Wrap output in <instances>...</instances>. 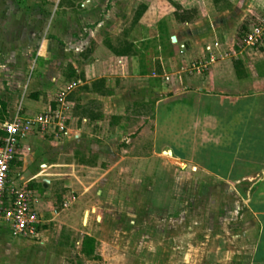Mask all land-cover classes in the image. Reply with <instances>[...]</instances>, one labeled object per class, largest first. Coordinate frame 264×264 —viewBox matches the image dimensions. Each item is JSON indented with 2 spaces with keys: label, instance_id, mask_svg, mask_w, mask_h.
<instances>
[{
  "label": "rangeland",
  "instance_id": "374dc122",
  "mask_svg": "<svg viewBox=\"0 0 264 264\" xmlns=\"http://www.w3.org/2000/svg\"><path fill=\"white\" fill-rule=\"evenodd\" d=\"M88 1L92 4H86ZM138 1L0 0V123L18 107V98L12 99L20 91L30 95V99L41 100L44 106L55 102L65 88L66 85H59L50 89L47 86L44 91L38 88L27 91L37 64L44 69H54L60 62H65L70 74L71 63L84 64L92 45L102 42L103 36L110 37L116 47L120 43V47H124L122 35L133 25L131 21ZM182 1L196 11L202 0ZM226 1L233 0H223L220 10L224 11L222 18L230 17L228 23L233 31L236 29L234 51L240 60L234 61L245 63L249 74L261 82L264 79V47H246L243 35L263 14L264 5L254 6L251 2L246 8L243 3L244 11L240 8L238 16L235 8H226ZM241 16H244L246 26H242ZM74 32L76 37L78 33L82 37L77 42L69 38ZM62 34L68 37L61 40L58 35ZM135 48L141 58V50ZM41 50L45 51L44 56L40 55ZM240 51L242 55H238ZM192 61L191 69L199 60ZM43 72L45 74L46 70ZM123 76V86L118 87L116 95H111V101L115 103L108 104V108L96 101L92 102L97 103L95 106L81 105L89 98L75 91L79 85L70 95L77 94L67 101L68 122L70 111L74 109L78 117L95 111L106 112L101 114L103 123L87 124L81 134L72 133L62 140L42 138L33 141L25 151L27 156H33L29 163L43 166L58 163L72 167L59 169L62 173L57 179L64 180L58 182L61 186L56 191L54 185L51 186L55 196L53 210L49 212H55L57 216L50 214L45 221L55 220L47 222L35 243H27L24 247L37 253L18 257V264H208L203 256L205 252L200 250L203 243L224 241L226 250L239 251L245 243L243 227L261 225L263 206L247 201L244 193L248 182L235 185L232 181H222L208 173L203 163H188L183 159V156H193L195 160L202 158L210 165L219 163L226 171L233 162L230 146H234L222 144V149H228L215 152L214 147L208 145V154L201 149L204 145L194 147L191 140L196 132L191 128L198 119L189 114L193 110L190 108L192 103H174L169 105V112L160 108L162 129L155 145L158 150L167 145L181 159L167 155L170 150L167 148L154 152L150 134L142 130L151 128L155 104L145 102V98L139 97L140 91L137 92L147 89L143 88L144 84L149 85L151 80L138 78L130 70ZM158 76L156 80L169 87L180 78L179 74L165 76L161 72ZM70 81L69 84H78L75 79ZM254 92L264 93V85L256 84ZM169 93L163 89L162 95ZM122 94L129 95L123 104L120 103ZM218 97L226 102L225 105H208L205 114L216 118V122L227 116L229 127L235 123L229 107L234 99ZM203 137L201 142L205 144L206 136ZM40 170L37 166L30 172ZM258 178L262 179L261 174L256 180ZM184 225L190 230L182 231ZM86 238L94 242L86 243ZM13 246L22 248L15 243ZM92 247L94 253L88 255Z\"/></svg>",
  "mask_w": 264,
  "mask_h": 264
},
{
  "label": "crops",
  "instance_id": "0c3cea01",
  "mask_svg": "<svg viewBox=\"0 0 264 264\" xmlns=\"http://www.w3.org/2000/svg\"><path fill=\"white\" fill-rule=\"evenodd\" d=\"M91 2L88 1L86 4L90 5L92 4ZM138 2L140 3L135 7L134 19L131 21L133 25L128 30L125 29L122 35V44L125 43L124 47H120L121 43L116 47L115 42L111 41L110 37L103 36L102 42L99 41L97 45H92L86 60L83 59V61L85 60L84 64L71 63L70 74L65 62H60L59 67L54 69L41 68L42 65L39 63L35 66V77L27 85V91L34 88L44 91L47 86L49 89L59 85L67 86L70 85V80L75 79L79 85L75 91L80 93V96L84 95L89 98L86 103H81V105L86 104L88 107L91 104L95 106L97 103L92 102L96 101L98 104L99 102L101 104L104 103L105 108H108L107 105L112 102L111 95L117 92L118 87L123 86L122 79L125 72L129 73L130 70L138 78L150 79L149 85L144 84L145 87L142 86L143 88L147 87V89H143L144 91L138 89L137 92L140 91L139 97L145 98V102H154L155 104L154 113H152L154 120L151 122V128L144 129L142 132L150 134L152 142L150 145L156 153L165 148L170 149L166 145L158 150L155 145L159 131L162 129H160L161 124L159 123L160 108L163 107V111L169 112V105L171 104L177 103L179 105L183 103L185 105L188 102L192 103L190 108H193V110L189 114L197 117L198 122L191 128V131L195 130L196 132L192 136L191 144L194 147H197L196 145L198 147L204 145L201 149L206 154H208V145L214 147L213 151L215 152H223L228 148L222 149V144L223 146L232 144L234 147L230 146V148L231 153H233V162L230 163L226 171H223L224 167H221L219 163L210 165L202 158L195 160L193 156H183V159L188 163H203L208 173L222 181H232L235 185L248 182V188L244 193L247 201L263 206L261 225L253 224L243 227L245 243L240 247L239 251L226 250L224 241H217V243L211 244L209 242L203 243V249L200 250L205 252L203 256L206 257L208 264H264V93L256 94L254 92L256 84L261 83L264 85V79L261 82L256 81L255 77L249 74L245 63L234 61V59L240 60L236 57L237 54L234 51L236 49L234 46L236 29L233 31L234 28L228 23L230 17L222 18L224 11L220 10L222 9L220 5L223 0H202L199 2V9L196 11L182 0H139ZM251 2L255 3L254 6L264 5V0H259L258 2L254 0L239 2L233 0L230 2L226 1V8H235L234 12L239 16V9L244 7L241 4L244 3L247 8L251 6ZM196 17H199V19L197 20ZM202 20L204 23H202ZM243 20L244 16L240 18L242 26L243 24L245 25ZM75 34L74 32L69 38L77 42L82 37H80L79 33L78 37ZM58 37L63 40V37L67 38L68 35L62 34L58 35ZM135 47L143 53H140L141 58L138 57L139 51ZM126 48H130L128 54L125 53ZM64 53H66V49ZM40 55L44 56L45 51L41 50ZM238 55H242V51ZM195 59H198L199 63H193V68L191 69L192 60ZM132 62L135 63L133 64ZM43 70H46L45 74ZM141 71L146 72V74L142 75ZM159 72L165 76L179 74L180 78L170 87L169 85L164 86L162 81L156 80L157 77L161 76H158ZM163 89L170 93L167 96H163ZM169 89H172V91H169ZM181 89L184 91L182 92ZM243 90L246 91L243 92ZM73 94L68 96L67 101L71 100ZM34 95L32 97L35 98ZM219 95L234 99L229 107L231 109L230 116H235V123H231L229 127L226 124L227 116L216 122V118L205 114V107L208 105H213L214 107L216 105H225L226 102L220 101ZM28 96L30 95L20 91L12 99L14 101L18 98L17 101L15 100L18 107L16 106L9 118L18 110H20V115L23 117H33L49 107H56L55 102L43 106L41 100H33ZM121 96L120 103L127 102L129 95L122 94ZM123 97L125 98L124 100ZM77 98H79L78 95ZM81 101L83 102L82 98ZM237 102L239 106H235ZM97 108H100L99 105ZM101 114L105 115L106 112ZM101 114H99V111H95L87 116L78 117L75 110L72 109L70 111L71 120L68 122L69 136L72 133L81 134L82 129L87 124L97 125L103 123ZM176 116L174 115V117ZM9 118L2 121L0 125ZM183 133L185 135L187 131L184 130ZM1 135L2 132L0 131V137ZM204 135L206 136L205 144H202L201 141L204 140ZM42 138L52 139L53 137L43 136L36 132L24 140L21 143L18 158L12 168V178L18 183H28L35 193V206L41 219L40 232L33 239H18L13 237L7 228H0V264H18V257H29L30 254L37 253L31 249L25 250L24 247L27 243H35L47 222L55 220L45 221L50 214L53 217L57 216L55 212H49L53 210V197L55 196L51 186L54 185L53 187H55L56 191L61 186L58 182L64 180L57 179L62 173L59 169L72 166L58 163H50L43 166L29 163L32 161L33 156L32 154L27 156L25 151L32 145L33 141ZM169 151L172 156L168 152L167 155L171 156V158L181 159L179 155L174 154L172 149ZM30 156L31 159H28ZM203 157L206 158L207 155ZM37 166H40L41 170L31 174L30 171H35ZM250 169L252 172H250ZM112 171L113 169L111 171L108 170L106 176ZM259 174H261L262 179L258 178L256 180ZM235 190L236 188L234 187ZM185 226H182V231L190 230L189 226L186 228ZM214 230L216 231L217 228ZM13 243L18 246L22 245V248L14 247ZM207 248L211 249L207 251ZM92 250H94L93 247Z\"/></svg>",
  "mask_w": 264,
  "mask_h": 264
},
{
  "label": "built area",
  "instance_id": "2783aa9c",
  "mask_svg": "<svg viewBox=\"0 0 264 264\" xmlns=\"http://www.w3.org/2000/svg\"><path fill=\"white\" fill-rule=\"evenodd\" d=\"M243 42L248 48L264 47V12L244 33ZM77 86L74 83L62 89L55 98V108L49 107L33 117H23L18 110L0 125V228H7L15 238H36L41 224L34 191L28 183L12 178L21 143L36 132L55 140L69 136L67 98Z\"/></svg>",
  "mask_w": 264,
  "mask_h": 264
},
{
  "label": "trees",
  "instance_id": "16d2710c",
  "mask_svg": "<svg viewBox=\"0 0 264 264\" xmlns=\"http://www.w3.org/2000/svg\"><path fill=\"white\" fill-rule=\"evenodd\" d=\"M245 33V32H244ZM130 46V45H129ZM131 48V47H130ZM130 48H126L125 49V53H129V50H130ZM143 67H144V65H143ZM142 72V75H145L146 74V72H144V71H141ZM94 242V240L93 239H90V238H86V243H93ZM87 245V244H86ZM92 253H93V250H92V248H90V251H89V253H88V255H92Z\"/></svg>",
  "mask_w": 264,
  "mask_h": 264
},
{
  "label": "water",
  "instance_id": "95a60500",
  "mask_svg": "<svg viewBox=\"0 0 264 264\" xmlns=\"http://www.w3.org/2000/svg\"><path fill=\"white\" fill-rule=\"evenodd\" d=\"M173 40H175V39H173ZM168 153L172 156V153L170 151Z\"/></svg>",
  "mask_w": 264,
  "mask_h": 264
}]
</instances>
